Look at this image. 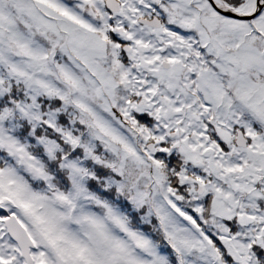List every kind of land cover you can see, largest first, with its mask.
Here are the masks:
<instances>
[{
  "label": "snow or ice",
  "instance_id": "obj_1",
  "mask_svg": "<svg viewBox=\"0 0 264 264\" xmlns=\"http://www.w3.org/2000/svg\"><path fill=\"white\" fill-rule=\"evenodd\" d=\"M0 264H264V0H0Z\"/></svg>",
  "mask_w": 264,
  "mask_h": 264
}]
</instances>
